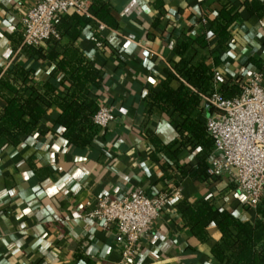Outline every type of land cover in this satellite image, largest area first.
Listing matches in <instances>:
<instances>
[{"label":"crops","instance_id":"1","mask_svg":"<svg viewBox=\"0 0 264 264\" xmlns=\"http://www.w3.org/2000/svg\"><path fill=\"white\" fill-rule=\"evenodd\" d=\"M38 1L0 0V115L14 89L25 97L37 90L51 102L42 103L36 122L25 115L34 123L31 134L19 142L0 138V264H124L117 227L105 230L86 216L94 207L87 203L133 191L150 197L170 193L141 240L137 264H223L213 254L220 229L209 225L208 238L200 240L180 205L207 199L249 222L259 218L258 210L247 205L229 174L195 176L198 150L183 146L175 155L174 148L166 149L181 139L183 118L174 117L173 107L162 112L151 106L149 95L162 89L178 62V42L210 36L228 2L238 15L230 27L232 43L224 51L212 37L201 53L211 55V69L240 89L252 73H264V0H88L90 7H107L104 18L90 12L79 28L61 18L74 13L59 15L56 26L72 28L56 43L43 44L42 55L22 43L23 18ZM78 62L101 69L103 81L100 87L89 83L88 94L75 98L115 109V119L85 148L68 141L57 121L58 102L75 89L70 65ZM171 86L177 89L180 82L172 80ZM210 114L203 105L194 113L205 123Z\"/></svg>","mask_w":264,"mask_h":264},{"label":"trees","instance_id":"2","mask_svg":"<svg viewBox=\"0 0 264 264\" xmlns=\"http://www.w3.org/2000/svg\"><path fill=\"white\" fill-rule=\"evenodd\" d=\"M107 11L104 4L100 8L90 7V12L99 18H104ZM237 16L232 2L225 3L213 22L210 36L204 34L196 39L186 36L180 40L175 47L179 60L172 69H169L167 82L159 92L149 95L151 106L162 112H169L173 107L174 117L183 118V122L178 128L181 139L172 145H167L166 149L170 151L174 148L172 153L175 155L183 146H191L192 150H198L199 162L194 174L201 178L210 175L208 159L214 144L208 135L205 121L195 116L194 113L201 105L209 106L211 113L215 110L202 98V95L213 90L214 71L207 63V59L211 55H203L201 49L210 48L212 44L210 38L215 37L216 45L224 51L227 50L233 40L230 27ZM66 17L79 23V28H83L89 22V19L83 14L74 13L70 17L61 15L63 19ZM70 27L72 28V25H68L63 30L59 22L57 24L60 34H63L64 31L69 32ZM56 39L52 38L47 42L56 43ZM197 45L200 48H197ZM30 49L37 54H43L41 46H30ZM216 59L218 62L219 59ZM70 69V80L75 89L69 98L65 97L58 102L62 113L57 121L64 128L63 134L68 141L79 148H85L92 143L93 138L101 129L93 121V116L99 110L100 105L93 99L82 102L75 97L81 92L88 94L89 83L100 87L103 81V72L95 66L82 65V62L70 65ZM172 80L180 82L177 89L171 86ZM49 87L52 90L56 89L52 84H49ZM14 91L15 95L0 115V138L7 143L19 142L31 134L34 123L28 122L25 115L30 114L36 122L44 112L42 103L48 105L51 103L45 93L37 90H33L32 95L28 97L16 89ZM241 91L242 89L236 85L231 86L227 83L220 89L224 97L238 96ZM176 145L177 147H174ZM180 210L187 224L200 240L208 238L207 228L209 225L215 224L220 229L222 237L214 246L213 254L221 263L264 264V207L258 209L259 218L255 222L243 221L228 209L214 207L207 199L197 204L183 202L180 205Z\"/></svg>","mask_w":264,"mask_h":264},{"label":"built area","instance_id":"3","mask_svg":"<svg viewBox=\"0 0 264 264\" xmlns=\"http://www.w3.org/2000/svg\"><path fill=\"white\" fill-rule=\"evenodd\" d=\"M66 13L90 15L88 0H40L23 18L22 43L42 46L52 38H59L57 17ZM225 75L215 71L213 90L202 98L215 110L206 118L208 135L213 140L209 159V174H229L237 192L243 194L249 207H264V73L256 71L243 83L241 94L224 97L221 86ZM115 119L111 105H100L93 121L101 129ZM177 193V192H176ZM170 193L156 196L133 191L122 198L98 196L87 206L94 207L86 214L109 230L116 226L121 236L124 264L134 260L141 240L148 234L155 220L169 201Z\"/></svg>","mask_w":264,"mask_h":264}]
</instances>
